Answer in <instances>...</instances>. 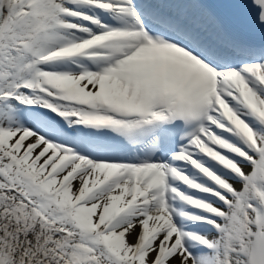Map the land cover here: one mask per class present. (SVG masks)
Listing matches in <instances>:
<instances>
[{
	"label": "snow or ice",
	"instance_id": "1",
	"mask_svg": "<svg viewBox=\"0 0 264 264\" xmlns=\"http://www.w3.org/2000/svg\"><path fill=\"white\" fill-rule=\"evenodd\" d=\"M0 264H264V0H0Z\"/></svg>",
	"mask_w": 264,
	"mask_h": 264
}]
</instances>
